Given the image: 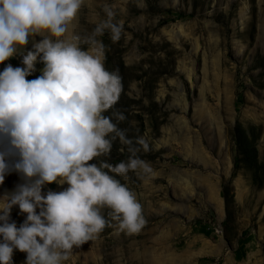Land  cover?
<instances>
[{
  "label": "rangeland",
  "instance_id": "1",
  "mask_svg": "<svg viewBox=\"0 0 264 264\" xmlns=\"http://www.w3.org/2000/svg\"><path fill=\"white\" fill-rule=\"evenodd\" d=\"M105 7L121 37L113 42L105 30L96 39L122 92L103 115L132 144L116 138L91 163L116 165L128 160V147L139 149L153 174H109L135 194L145 224L132 234L105 227L63 264H264V0H84L68 35H91L107 19ZM42 38L30 37L25 54ZM8 64L24 67L16 55L0 72ZM182 116L191 122L189 142ZM22 183L16 172L6 175L0 198ZM67 187L48 184L42 194ZM25 219L11 209L17 227ZM12 264H26V253L14 250Z\"/></svg>",
  "mask_w": 264,
  "mask_h": 264
},
{
  "label": "clouds",
  "instance_id": "2",
  "mask_svg": "<svg viewBox=\"0 0 264 264\" xmlns=\"http://www.w3.org/2000/svg\"><path fill=\"white\" fill-rule=\"evenodd\" d=\"M83 3L0 0V64L21 55L24 65L8 64L0 72V184L11 172L24 180L0 198V264H12L14 250L26 253V264H63L74 248L105 227L132 234L145 224L135 194L109 174H153L136 155L139 149L128 147V160L116 165L91 163L110 153L112 140L118 138L123 145L132 141L103 115L118 101L122 82L118 71L105 69V46L96 37L107 30L117 42L121 26L105 7L107 19L91 35L69 36ZM30 37L43 38L25 54ZM37 63L43 65L41 74L27 79ZM115 115L125 119L122 113ZM137 143L148 149L144 140ZM52 183L68 187L42 194ZM13 207L26 216L19 227L10 221ZM104 209L110 219L102 214Z\"/></svg>",
  "mask_w": 264,
  "mask_h": 264
},
{
  "label": "bare ground",
  "instance_id": "3",
  "mask_svg": "<svg viewBox=\"0 0 264 264\" xmlns=\"http://www.w3.org/2000/svg\"><path fill=\"white\" fill-rule=\"evenodd\" d=\"M197 48H198V45H197ZM180 99V98H179ZM181 101H184V97L181 98ZM203 105V104H202ZM183 110H187L186 109V104L184 103V106H183ZM202 111V110H200ZM179 121L181 122V128L183 129L184 133H186V140L189 142L190 140V136L189 134L191 133L192 130V126H191V122L189 121V119L187 120L186 117L182 116V117H179ZM195 121V120H194ZM197 122V121H196ZM219 128V138L222 139V135H221V128L222 127H218ZM195 132V131H194ZM184 135V134H183ZM198 147V150L200 152V157L202 158L203 161L205 160H208V159H204L206 158V155L204 154L203 152V149L200 147L199 144L196 145V148ZM193 154H194V151H193ZM222 163L224 165L227 164V166L229 167L230 165V162H229V159L223 154L222 155Z\"/></svg>",
  "mask_w": 264,
  "mask_h": 264
}]
</instances>
